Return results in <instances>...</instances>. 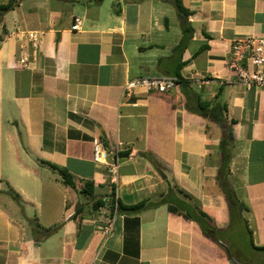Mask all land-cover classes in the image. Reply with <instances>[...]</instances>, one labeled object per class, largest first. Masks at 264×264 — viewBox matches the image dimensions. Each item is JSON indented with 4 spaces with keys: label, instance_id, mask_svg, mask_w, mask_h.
<instances>
[{
    "label": "crops",
    "instance_id": "1",
    "mask_svg": "<svg viewBox=\"0 0 264 264\" xmlns=\"http://www.w3.org/2000/svg\"><path fill=\"white\" fill-rule=\"evenodd\" d=\"M181 4L183 50L172 0H19L2 17L0 264H264V90L227 69L233 41L264 39V0ZM142 77L176 83L125 91ZM190 91L225 106L230 210L216 180L224 132L187 110ZM144 201L160 205L114 206Z\"/></svg>",
    "mask_w": 264,
    "mask_h": 264
},
{
    "label": "trees",
    "instance_id": "2",
    "mask_svg": "<svg viewBox=\"0 0 264 264\" xmlns=\"http://www.w3.org/2000/svg\"><path fill=\"white\" fill-rule=\"evenodd\" d=\"M101 1L102 0H95L96 3H100ZM18 2L19 0H7L5 3L0 4V22L2 20V17L6 13L12 11L18 5ZM172 4L176 10L177 17L180 23V28L183 34L182 38L180 39V42L175 47V50H183L185 48L186 41L192 34V29L189 26V22H188V16L190 12L183 7V5L181 4V0H172ZM186 108L189 112L200 115L203 118L207 119L208 121L216 124L224 132V136L219 143L221 159H220V163L218 167V173H217L216 180L220 186V189L225 197V200L227 201V204L230 210L236 207V202L234 199L232 188L228 184V174H229L228 165H229V156H230L228 146L232 142L233 138H232V134L230 131V126L229 124H227V120L225 117V106L221 105L218 102L210 105V103L203 102L197 93H195L194 91H190L189 103L187 100ZM50 166L53 169L58 170L61 176V181L64 185L74 188L72 177L65 169L58 168L54 165H50ZM81 192L86 195H92L93 183L86 182ZM13 197L15 199L18 198L17 195H13ZM157 205H160V202L150 203V202L144 201V202H139L137 204L128 205V206L123 205L120 202H115L114 204V206L116 207V210L118 212H123V213L125 212L126 213H138L145 208L156 207ZM181 207H182V211L184 212L185 216L188 219H191L197 222L201 226L202 230L204 232H207V230L210 228V224L208 222L210 221V218H208L206 214L200 211L194 210V208H196L195 205H193L194 208L192 209L184 205ZM170 209L172 210L173 208L169 206V210ZM250 245L253 247L251 240H250ZM253 248L256 250L264 251V248H256V247H253Z\"/></svg>",
    "mask_w": 264,
    "mask_h": 264
},
{
    "label": "built area",
    "instance_id": "3",
    "mask_svg": "<svg viewBox=\"0 0 264 264\" xmlns=\"http://www.w3.org/2000/svg\"><path fill=\"white\" fill-rule=\"evenodd\" d=\"M78 18L74 19L72 30L77 29ZM24 37L31 42L34 48L39 46V36L35 32H27ZM23 66H27L25 58L19 61ZM227 69L231 72L237 82L246 87H254L264 90V39L245 37L233 41L230 49V58ZM176 79L165 77H142L127 82L125 91L128 93L136 88L154 89L157 92H165L172 88ZM106 154L102 151L98 141L93 142V160L101 162Z\"/></svg>",
    "mask_w": 264,
    "mask_h": 264
}]
</instances>
